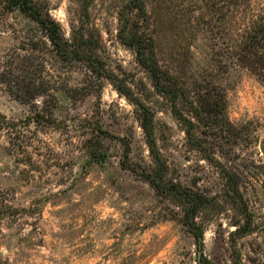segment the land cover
I'll use <instances>...</instances> for the list:
<instances>
[{
  "label": "rangeland",
  "instance_id": "rangeland-1",
  "mask_svg": "<svg viewBox=\"0 0 264 264\" xmlns=\"http://www.w3.org/2000/svg\"><path fill=\"white\" fill-rule=\"evenodd\" d=\"M36 1L47 4L68 37L80 12L88 13L101 34L100 53L111 77L98 81L82 63H67L49 53L48 67L57 76L51 85L54 97L45 99L52 120L40 124L31 116L44 104L21 103L0 83V115L5 116L6 126L15 125L12 130L0 129V222L9 229L18 225L16 233L0 230V259L8 257L11 264L29 257L43 261L42 250L55 249L51 240H58L61 250H70L64 264H85L97 256L96 264H199L196 241L181 221V211L158 196L148 181L122 166L126 159L131 166L151 162L133 100L139 98L156 112L157 145L172 176L211 202L199 216L205 224V257L214 264H264V106L258 102L264 98V83L239 66L233 53L250 12L264 13V0H252L249 12L243 14H233L228 5L225 24L217 0H146L162 64L181 62V75L192 87L212 81L224 89L227 124L202 136L203 150L188 138L172 112V99L155 91L135 50L119 38V29L126 23L120 18L130 14L122 13L129 0ZM33 29L19 11L0 14V60ZM248 78L253 83L247 95L257 102L242 114L234 89ZM39 132L58 133L55 143L65 150L55 153L38 139ZM34 140L47 150L32 147ZM40 158L43 167L37 162ZM226 174L236 175L239 191L229 187ZM53 183L67 187L56 193L41 192ZM106 194H118L111 203L121 213L120 219L96 224L89 209ZM31 197L36 198L28 208L13 206ZM46 211L50 218L71 223H61L60 232L51 231V219H44ZM26 216L37 219L20 223ZM77 219L82 221L79 227H75ZM114 222L120 228L111 233V245L97 248L95 241ZM25 225L31 232L19 237ZM239 227L251 229L238 232Z\"/></svg>",
  "mask_w": 264,
  "mask_h": 264
},
{
  "label": "trees",
  "instance_id": "trees-1",
  "mask_svg": "<svg viewBox=\"0 0 264 264\" xmlns=\"http://www.w3.org/2000/svg\"><path fill=\"white\" fill-rule=\"evenodd\" d=\"M251 1L217 0L216 7L221 22L224 21L225 24L229 14V10H224L225 7L232 6L233 10L230 12L233 14L248 13ZM14 11L25 15L33 23L34 29L24 37L21 36L20 44L9 50L0 60V83L21 103L36 105L34 100L43 98V107L36 109L31 120L37 124L52 120V111L45 99L53 95L51 85L55 83L57 76L48 67L49 53L67 63H82L89 75L98 81L111 77L100 53L101 34L91 24L87 12H80L77 24L71 28L70 37L66 38L61 24L53 18L47 4L36 0H0V14ZM122 11L130 14L120 18L123 23L126 22L119 29L120 40L135 50L137 61L149 73L155 91L172 99V112L185 127L188 138L198 149L203 150L200 145L202 136L212 133L214 129L223 130L227 124L224 89L212 81L195 83L192 87L181 75V62L167 66L162 64L157 38L151 29V16L146 0H129ZM250 14L248 25H245L240 34L233 53L239 66L248 69L264 83V13ZM194 95L197 96L196 99H193ZM133 100L138 106L137 117L145 135L151 162L131 166L126 159L122 166L130 168L148 181L158 196L181 211V221L196 241L199 264H214L203 253L205 224L203 219H199L211 202L206 195L183 185L172 176L170 164L157 145L155 110L144 100ZM0 117L4 118L1 120L0 129H14V123L6 126L3 123L5 116ZM205 157L210 160L209 156ZM234 175L226 174L227 182L230 188L239 191L241 185L234 179ZM250 229L239 227L237 231L248 232Z\"/></svg>",
  "mask_w": 264,
  "mask_h": 264
},
{
  "label": "clouds",
  "instance_id": "clouds-1",
  "mask_svg": "<svg viewBox=\"0 0 264 264\" xmlns=\"http://www.w3.org/2000/svg\"><path fill=\"white\" fill-rule=\"evenodd\" d=\"M72 23H75L73 20ZM67 26V25H65ZM66 38H68L66 34ZM253 83L252 78H248L247 80L242 81L238 86L235 87V93L237 96L236 99V107L237 109L243 114L245 110H248L249 112L251 111L250 105L253 103H256L257 101H254L251 97L247 95L248 89L251 87ZM262 106H264V98L260 99L258 101ZM34 103L37 105H42L43 103V98H37L34 100ZM249 119H251V115L248 116ZM58 133H53L51 136L47 133L44 132H39L38 133V139L40 141L46 142L49 147L52 148V150L55 153H61L63 152L64 146L58 145L55 143L56 137H58ZM3 143L6 145L7 140H3ZM32 147H40L41 152H45L47 149L38 144L37 141L32 142ZM32 147L28 148V151H32ZM43 158H40L37 162L41 164V167H43ZM64 161L61 160V163ZM9 166H11V162H9ZM74 171H78V166ZM48 177L46 176L45 179ZM67 187V185H56L55 183L43 188L41 190L42 193H56L59 192L61 188ZM27 191V189H25ZM40 193L37 194L39 196ZM118 197V194L111 195V194H106V196L103 198L101 202L95 203L92 205L91 209H89V214L94 217V223L99 224L101 222L107 221L109 219L113 221H118L120 219L121 213L116 210V207L112 205L111 201L116 200ZM36 197H31L28 199H25L22 203L20 204H13L14 207H23V208H28L31 204V200L35 199ZM76 200L79 199V197H75ZM48 211H54V209H51L48 207ZM48 211L45 212L44 219L49 220L51 219L52 221V228L51 231L54 232H60V224H64L67 226L71 221L69 219L65 220H60L59 217H49ZM34 220L37 219V217H24L20 223H23V220ZM82 221L77 219L75 227H79ZM17 227L18 225H14L11 229H9L6 224L3 222H0V230H2L5 233H16L17 232ZM120 228V224L114 222L111 227L105 232V234L101 237H99L95 243L96 247H104L106 245H111L112 239H111V233L115 231L116 229ZM31 232V227L29 225H25L22 229L19 230V237H27L29 233ZM94 236L97 235L96 233L93 234ZM17 237H14L13 240H15ZM33 239H39V237H33ZM50 238L46 237V240ZM52 245H57L55 249L52 247H47L46 249L42 250L45 259L43 261L29 257V259L22 261L21 264H64V259L69 256V249L65 247L63 250L60 248V241L58 240H51ZM100 260V257L97 256L94 260L86 261L85 264H96V261ZM0 264H11V260L8 257H4L3 259H0Z\"/></svg>",
  "mask_w": 264,
  "mask_h": 264
}]
</instances>
